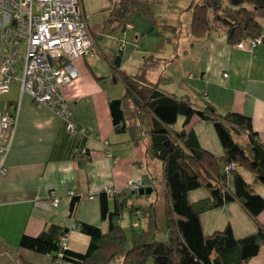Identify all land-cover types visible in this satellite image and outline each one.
<instances>
[{"label":"crops","instance_id":"0c3cea01","mask_svg":"<svg viewBox=\"0 0 264 264\" xmlns=\"http://www.w3.org/2000/svg\"><path fill=\"white\" fill-rule=\"evenodd\" d=\"M115 1H119L120 8L121 0ZM105 5L106 0H98L96 7ZM124 8L118 13L124 17L122 29L126 38V32L134 27L128 17L132 7L126 8L125 13ZM186 15L184 24L159 25L166 27L163 31H173L179 37L185 35V39L165 36L169 42L163 51L151 54L156 63L146 72V78L166 92L189 98L197 108L211 104L220 113L236 111L249 116L253 129L264 142V32L255 45L246 40L243 47H238L227 41L222 29H214L203 37L189 35L191 13ZM90 30L93 37L90 53L74 61L79 77L62 88L71 118L86 128L85 133L70 132L66 121L53 109L35 103L29 94L21 92L17 80L0 102L1 110H17L4 172L0 174V264H73L20 247V237L36 236L52 225L67 229L68 248L84 251L89 238L79 231L76 223L82 221L105 228L96 194L104 186L124 188L128 179L143 176L146 171L143 168L155 160L148 158L139 141L130 140L128 132L114 131L108 107V98L114 95L106 85H101V76L115 80L111 66L116 56L118 68L127 72L122 60L125 46L116 44L114 50L101 46L97 42L99 35L91 27ZM102 60L107 67L97 69L98 65L102 66ZM163 63H166L165 69L160 67ZM172 64L176 67L174 75V71L167 73ZM187 129L192 130L202 148L222 155L223 149L211 122L194 116ZM102 139L109 141L111 157L105 153ZM236 140L247 147L245 135ZM235 170L264 197V184L254 182L252 174L241 165L235 166ZM150 176L149 172L145 178ZM228 184L231 185L230 179ZM70 192L80 197L73 215L69 213ZM54 196L59 198L57 205L52 204ZM207 197L208 192L202 187L188 192L192 202ZM257 219L264 225V210ZM200 221L205 234L221 230L227 224L235 237L257 229L256 223L236 202L203 211ZM247 264H264V245L258 256Z\"/></svg>","mask_w":264,"mask_h":264},{"label":"trees","instance_id":"16d2710c","mask_svg":"<svg viewBox=\"0 0 264 264\" xmlns=\"http://www.w3.org/2000/svg\"><path fill=\"white\" fill-rule=\"evenodd\" d=\"M188 8L191 11L188 33L193 37L208 36L212 30L222 29L227 41L235 46L246 40L251 43L261 40L264 0H193ZM155 60L151 55H143L138 72L129 74L118 68L116 56L111 74L122 81L124 93L119 98L109 97L108 107L114 131L128 132L134 142L140 140V135L129 124L127 110H131L135 120L147 115L149 144L145 151L160 164L164 238L157 237L161 229L157 223V201L143 203L146 194L139 195L138 190L124 187L111 195L104 189L96 194L105 228L82 221L76 223L79 231L89 238L84 251L68 248L67 242L61 246L67 229L52 225L36 236L22 235L20 247L73 264H145L149 258L154 264H247L260 253L264 225L257 217L264 210V197L235 170V166L241 165L252 174L254 182L264 184V142L253 129L251 118L236 111L220 113L211 104L197 108L189 98L166 92L146 78ZM194 116L212 123L222 155L202 148L192 130L187 129ZM240 135L247 137V147L236 140ZM141 178L143 186H152V194L158 180L154 175ZM199 187L208 192V197L190 201L188 192ZM79 200L73 193L70 215ZM229 202L240 205L256 223V231L235 237L227 224L221 230L205 234L200 214ZM126 215L130 221L124 219Z\"/></svg>","mask_w":264,"mask_h":264},{"label":"built area","instance_id":"2783aa9c","mask_svg":"<svg viewBox=\"0 0 264 264\" xmlns=\"http://www.w3.org/2000/svg\"><path fill=\"white\" fill-rule=\"evenodd\" d=\"M92 46L82 0H0V93L17 80L21 92L53 109L66 121L70 132L85 133L86 128L71 118L62 88L79 77L74 61L89 54ZM237 46L243 47V42ZM16 120L17 110L0 109V174L4 172ZM101 142L111 157L109 141ZM141 186V177L130 178L125 184L133 190ZM103 189L110 195L117 190L111 186ZM58 202L54 196L52 204ZM60 245H66V237Z\"/></svg>","mask_w":264,"mask_h":264},{"label":"rangeland","instance_id":"374dc122","mask_svg":"<svg viewBox=\"0 0 264 264\" xmlns=\"http://www.w3.org/2000/svg\"><path fill=\"white\" fill-rule=\"evenodd\" d=\"M121 7L123 5L127 6L123 0H121ZM127 1L128 8L132 7L129 11V20L133 25V29L126 32V38H124L125 32H123L122 26L125 23L123 20L124 17L119 16V8L118 2L115 0H106L107 8H98L97 4L98 0H83V6L85 14L87 15L88 23L90 24L91 29L95 33L99 35L97 38V42L104 47L109 48L110 50H114L113 46L116 44L125 46V50L123 52L122 60L124 62L125 70L128 73H136L138 67L140 66L142 56L143 55H151L153 52H160L165 49V43L169 41L165 38V36L175 38L178 36V40L185 39V35L179 37L173 33V31L167 30L163 31L166 27L159 26L162 23H173V25L184 24L187 20V15L190 14V9L187 8L193 0H125ZM100 9V10H99ZM102 9V10H101ZM96 11V12H94ZM101 11V12H100ZM106 13H109L105 16ZM183 13V14H181ZM118 14V16H117ZM181 14V15H180ZM168 28V26H167ZM163 29V30H162ZM170 29V28H169ZM118 42V43H117ZM180 53V49H179ZM102 66L98 65L99 68H106L107 65L103 63V60L100 61ZM165 64L163 63L160 67L165 69ZM106 65V66H105ZM176 73V67L174 64L167 68V73ZM101 85L108 88L109 93L114 95L115 98H119L124 93V85L120 79L113 80L112 78H103L100 77ZM107 81V82H104ZM10 88V87H9ZM9 90L0 93V102L4 99ZM129 105V104H128ZM129 124L135 128L136 134H139V141L142 147L149 144V138L147 134V115L143 116V118H139L135 120V115L131 110H127ZM144 120V121H143ZM143 125V126H141ZM151 156V155H150ZM148 155V158L150 157ZM151 158V157H150ZM149 158V159H150ZM151 160V159H150ZM147 168V169H146ZM143 176L148 175L149 172L155 176L157 181V189L149 195H144L141 202H149L150 200L157 201V223L159 228L163 225V216L161 210V188L159 185V177H160V164L157 160H152L148 164ZM146 173V174H145ZM125 220L130 221L128 215L124 217ZM138 217L134 216V220L137 221ZM140 222V221H138ZM157 237L162 239L164 238L163 229H159ZM258 256V255H256ZM255 257V256H254ZM253 258V257H252ZM251 258V259H252ZM112 264H117L116 262ZM145 264H154L153 260L149 258Z\"/></svg>","mask_w":264,"mask_h":264},{"label":"water","instance_id":"95a60500","mask_svg":"<svg viewBox=\"0 0 264 264\" xmlns=\"http://www.w3.org/2000/svg\"><path fill=\"white\" fill-rule=\"evenodd\" d=\"M152 190H153L152 186H141V187L138 189L137 193H138L139 195H143V194L148 195V194H150V193L152 192Z\"/></svg>","mask_w":264,"mask_h":264}]
</instances>
